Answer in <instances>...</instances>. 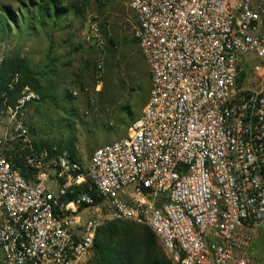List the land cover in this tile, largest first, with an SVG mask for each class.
I'll list each match as a JSON object with an SVG mask.
<instances>
[{
  "label": "built area",
  "instance_id": "2783aa9c",
  "mask_svg": "<svg viewBox=\"0 0 264 264\" xmlns=\"http://www.w3.org/2000/svg\"><path fill=\"white\" fill-rule=\"evenodd\" d=\"M126 2L149 72L126 137L82 166L35 147L23 106L36 94L0 107V264H87L113 221L148 227L172 264H259L264 0ZM98 27L84 40L101 43Z\"/></svg>",
  "mask_w": 264,
  "mask_h": 264
},
{
  "label": "rangeland",
  "instance_id": "374dc122",
  "mask_svg": "<svg viewBox=\"0 0 264 264\" xmlns=\"http://www.w3.org/2000/svg\"><path fill=\"white\" fill-rule=\"evenodd\" d=\"M26 1L0 0V6L18 9ZM61 1L73 9L55 20L12 28L0 41V54L3 60H24L36 75L41 94L25 89L39 99L23 106L33 143H72L85 166L95 148L126 137L128 126L139 117L147 101L148 68L134 38L135 19L126 0ZM87 20L98 23L101 43L84 40ZM131 76H136L133 83ZM0 121L3 127L5 117ZM250 253L264 264L259 242Z\"/></svg>",
  "mask_w": 264,
  "mask_h": 264
},
{
  "label": "trees",
  "instance_id": "16d2710c",
  "mask_svg": "<svg viewBox=\"0 0 264 264\" xmlns=\"http://www.w3.org/2000/svg\"><path fill=\"white\" fill-rule=\"evenodd\" d=\"M63 5L61 0H27L21 2L18 9L0 6V41L6 38L12 28H19L21 24H40L41 21L55 20L74 6ZM16 75L17 81L13 83ZM145 77L149 85V72H146ZM129 79L133 83L136 76H131ZM25 88L40 93L35 73L24 60L17 57L5 58L0 66V107H14ZM148 91L149 86L146 92L147 98ZM34 145L37 149L50 150L55 147L58 151H67L76 159L72 143L64 146L45 143H34ZM87 264L172 263L164 256L156 237L148 227L113 221L97 230L93 254Z\"/></svg>",
  "mask_w": 264,
  "mask_h": 264
}]
</instances>
